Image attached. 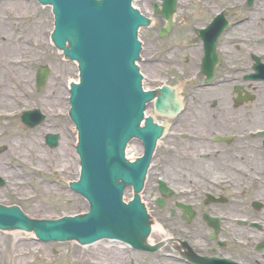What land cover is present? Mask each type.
Returning <instances> with one entry per match:
<instances>
[{"label": "rangeland", "instance_id": "rangeland-1", "mask_svg": "<svg viewBox=\"0 0 264 264\" xmlns=\"http://www.w3.org/2000/svg\"><path fill=\"white\" fill-rule=\"evenodd\" d=\"M162 1L139 0L134 3L143 15L153 20L151 28L139 31V40L143 46L139 63L140 72L144 77L143 87L146 90H154L162 85H168L180 91L184 102L188 105L187 97L196 83L188 82V80L195 75H198V79L200 70L199 62L193 58V49H187L185 46L191 45L194 40L193 31L197 28L195 25L198 27L205 25L211 14H209L210 10L206 9V4L198 3L197 0H178L174 28L167 38L160 39L159 33L163 22L160 17L154 15V5L161 6ZM183 1L186 2L185 5ZM225 3L215 4L213 12L216 14L224 5H227ZM230 4L236 3L230 2ZM0 5H2L0 7V46L5 44L10 47L5 50L6 55L2 54L4 51L2 49L0 56H5V60L17 59L15 61L23 64L26 77L30 76V80L25 81V86H19L17 93L20 101L13 103L14 110L11 112V117H0V146L7 148V151L0 155V177L6 181V186L0 189V204L19 205L28 217L34 220H55L88 212V203L81 196L73 193L68 184V181H77L80 176L79 159L75 147L78 142L77 131L67 114L70 109L69 83L79 80L78 66L74 62L67 61L50 42V34L54 29L53 13L50 7L40 5L37 0H0ZM258 18L257 21H259ZM234 20L235 18L231 17V21ZM241 31H236L234 37L244 39V34L250 36L246 33L249 30L243 33ZM175 45L178 46L175 49L177 51H171ZM41 66L48 67L49 76L45 88L37 91L36 74ZM252 87L259 89L255 85ZM220 90L202 91L203 94L208 93L205 95L207 100L202 99L204 95L201 98L199 96L201 100L197 102L200 103L203 100L201 105L207 110L206 124H212V118H215L217 114H220L219 119L223 121L225 116L234 115L230 109L231 100L228 98L230 95L221 98L216 93ZM58 93L60 94L59 104L54 103ZM231 93L232 90L229 94ZM34 109L46 115L47 120L40 127L28 129L21 123L20 117L23 112ZM146 114L158 123L168 126L173 125L176 119L157 114L153 105L148 107ZM235 118L240 127L252 129L249 127L248 116L241 114ZM50 134H57L61 138L59 147L54 150L45 144V137ZM168 139H173V136L165 137L158 142L145 184L144 201L153 216L170 213V209L176 202L175 197L167 200L162 212L156 205L157 199L160 198L158 182L162 176H164L162 180L174 188V178L173 175L170 177L168 174V163L166 164L167 159H165L168 156V149L172 150L170 147L173 146L172 141L167 143ZM17 141H24L26 144L28 141L31 145L30 148L28 144L22 148L26 151L27 158H22L21 150L14 148L13 144ZM36 143L38 146L33 147ZM65 143L72 150L71 161H69L71 166L67 171L62 172L63 164L61 165L54 157L60 146ZM38 151L46 158L37 159ZM25 159L27 160L23 161ZM67 160L65 158L64 165L68 162ZM53 169H57L58 173L53 172ZM18 236V240L27 242L24 245L30 249V260L34 264H82L83 259L91 258L98 261L100 258H97L100 251L92 252L91 249H82L76 243L43 244L35 241L29 233L20 232ZM15 237L11 231L0 232V251L2 250L0 264H11L7 253L14 247ZM37 248H40L39 253L34 254L33 249Z\"/></svg>", "mask_w": 264, "mask_h": 264}, {"label": "flooded vegetation", "instance_id": "flooded-vegetation-1", "mask_svg": "<svg viewBox=\"0 0 264 264\" xmlns=\"http://www.w3.org/2000/svg\"><path fill=\"white\" fill-rule=\"evenodd\" d=\"M200 1L213 9L215 4L234 2L239 10L227 12L224 5L219 11H224L232 27L218 39L213 82L200 87L205 82L200 76L187 97L188 105L181 97L175 137L167 142L172 141L174 151L165 157L168 174L174 178L176 202L170 213L155 215L166 237H152V247L162 244L154 251L101 243L97 247L101 264H264V80L246 78L257 65L256 58L264 64V0H253L251 9L249 0ZM250 24L252 28L242 30ZM238 30H249L250 36L244 34V39L233 42L239 38L234 37ZM197 41L192 55L200 67L204 50ZM212 89H221L216 92L221 98L230 95L234 115L225 116L224 122L217 114L212 124H206L207 110L203 100L197 101L202 95L206 99L208 93L202 91ZM238 114L249 117L252 129L236 123Z\"/></svg>", "mask_w": 264, "mask_h": 264}, {"label": "water", "instance_id": "water-1", "mask_svg": "<svg viewBox=\"0 0 264 264\" xmlns=\"http://www.w3.org/2000/svg\"><path fill=\"white\" fill-rule=\"evenodd\" d=\"M40 1L54 6L56 29L53 39L56 45L64 49L65 43L69 42L71 50H65V54L81 65V85H74L71 93V114L79 131L77 152L82 174L72 188L89 201L90 212L85 217L34 222L18 208L0 207V227L33 229L45 242L77 239L89 244L101 238H117L139 247L141 239L149 235L150 227L147 212L137 194L143 188L160 135L159 128L150 118L144 128L139 127L145 104L153 98V93L143 92L142 76L134 65L140 60L141 52L137 31L145 19L132 9L133 0ZM175 4L176 0H165L163 6L162 15L170 23L167 31L172 26ZM52 19L54 22V16ZM48 73L46 67L40 70L38 90L44 87ZM159 92L162 97L156 101L158 110L165 108L164 102L169 97L168 89L162 88ZM67 114L69 117V111ZM43 119L38 111L27 112L22 118L29 127L37 126ZM135 136L142 139L144 154L135 163H128L124 150ZM57 139V136L48 137L47 143L56 146ZM142 152L141 144L134 140L128 146L127 156L134 160ZM71 182L74 181H68V184ZM127 185L133 186L136 193L128 206L122 202ZM160 188L166 187L160 183ZM132 196V189H127L125 201L131 200Z\"/></svg>", "mask_w": 264, "mask_h": 264}, {"label": "bare ground", "instance_id": "bare-ground-1", "mask_svg": "<svg viewBox=\"0 0 264 264\" xmlns=\"http://www.w3.org/2000/svg\"><path fill=\"white\" fill-rule=\"evenodd\" d=\"M184 3V1H183ZM186 2L183 4L185 5ZM2 5H0L1 7ZM5 18V17H4ZM51 23V21H50ZM253 24H250L249 26H247V28H243L242 30H246V29H250L252 28ZM1 44V43H0ZM4 49L3 51V55H6V49H10V47L5 46V44H3L2 46H0V51ZM5 56H0V117H11V112L14 110V104L16 102H19V95L17 92H19V86H25V81H29L30 80V76L26 77L25 72L23 71V64L18 63V61H15L17 59H15L14 61L12 60H5L4 59ZM20 64V66H18ZM60 102V94L58 93V96H56V98L54 99V103H58ZM13 104V105H12ZM27 144L29 143L28 141H26ZM24 141H17L14 142V148L21 150V157L27 158L26 155V151L22 150V148L24 146L27 145ZM38 143L33 144V147H37ZM28 147L30 148L31 145L28 144ZM39 149V148H38ZM17 152V151H16ZM19 153V152H18ZM17 153V154H18ZM72 150L71 148L68 146L67 143L62 144L59 148V150L56 152L54 159H57V161L62 165L63 164V170L67 171V169L71 166V164L69 163V161H71V155ZM36 158L37 159H42V158H46L45 155H43V153H41L40 151H38L36 153ZM49 158V157H47ZM65 158H67L68 162H66V165H64V161ZM27 159L23 160L26 161ZM168 161V160H167ZM53 172L58 173L57 169H53ZM78 172H79V168H78ZM153 231L154 234L152 237H155L157 240L158 239H165L166 234L164 231V228H162L161 226H158L156 224H153ZM15 237V243H14V247L12 248V250L10 252H8L7 254H9V257L15 262V264H32L31 260H30V249L24 245L27 242L24 240H18L20 235V232H13ZM150 244H153V241L150 239L149 240ZM88 249V248H85ZM94 249V248H93ZM40 248H37L36 250L33 249V253L34 254H38L39 253ZM2 252V250H1ZM82 264H101L100 262H97L94 259L90 260L87 259H83V263Z\"/></svg>", "mask_w": 264, "mask_h": 264}]
</instances>
